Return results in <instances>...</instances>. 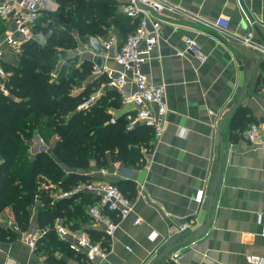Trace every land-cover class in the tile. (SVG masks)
Wrapping results in <instances>:
<instances>
[{
	"label": "crops",
	"instance_id": "obj_1",
	"mask_svg": "<svg viewBox=\"0 0 264 264\" xmlns=\"http://www.w3.org/2000/svg\"><path fill=\"white\" fill-rule=\"evenodd\" d=\"M104 1L110 2L113 13L105 28L107 33L100 37L102 47L92 49L80 38L78 30L72 29L78 52L70 59H77L80 65L86 60L94 63L95 57H101L105 72L107 69L120 71L113 56L133 32L134 21L124 13L125 0ZM162 1L177 6L178 10L165 11L161 15L159 43L142 71L150 82L166 87L165 132L159 139L153 135L149 150L143 148L145 163L141 166L110 163L107 168H99L92 163L87 170H77L62 165L67 173L76 171L90 176L89 182H131L138 193L133 201V213L119 222L113 238H105L102 227L92 219L84 226L102 232V240H108L110 247L105 258L90 262L83 254H70L67 249L59 248L54 256L65 264H150L169 242L181 240L203 224L221 150L222 173L206 230L154 264H172L170 257L177 250L181 254L176 264H250L249 255L264 258V147L251 145L243 135L232 140L234 114L224 124L226 115L244 91L240 107L246 108L249 116L256 119L255 123L264 128V52L261 50L264 49V0ZM63 2L65 0H46L48 10L39 25L45 26L44 18L56 16L57 23L62 26ZM64 7L69 10L66 5ZM221 17L228 18V29L217 26ZM15 30L12 23L0 20V67L19 64L20 53L4 43L9 31L15 33L17 40L22 38ZM41 37L43 34L35 33L34 40L44 42L39 40ZM187 37L201 47L204 63L187 50ZM247 38L249 44L245 42ZM111 40L113 49L105 50L104 43ZM79 48L88 50L89 55L81 56ZM94 69L97 71L96 66ZM95 71L93 77L102 74ZM129 79L124 88L127 95L135 91L131 76ZM245 80L246 88L243 87ZM109 90L114 89L105 84L89 98L98 92L106 95ZM117 93L120 106L110 108L116 119L135 109ZM36 134V148L41 150L36 153L47 152L53 156L52 148ZM55 160L60 162L56 157ZM199 189L205 190L201 204L195 201ZM57 190L54 198H66ZM84 192L98 199L95 194ZM37 209L31 210L27 232L32 234L41 231ZM137 218L142 222L136 224ZM9 220H13L11 214L6 211L0 214V226L12 230ZM85 229L75 232L89 236ZM14 233L11 239L0 238V264H47V255L27 245L22 231ZM70 241L68 238L63 243L68 247Z\"/></svg>",
	"mask_w": 264,
	"mask_h": 264
},
{
	"label": "trees",
	"instance_id": "obj_2",
	"mask_svg": "<svg viewBox=\"0 0 264 264\" xmlns=\"http://www.w3.org/2000/svg\"><path fill=\"white\" fill-rule=\"evenodd\" d=\"M63 3L60 18L69 28L58 23L44 28L38 23L34 32L48 35L46 41L24 44L17 67L4 64L10 73L4 83L9 94L0 92V214L4 211L11 214L20 230L27 232L31 210L38 206V226L45 234L35 250L47 255V264H65L54 256L59 248L74 253L59 239L55 230L57 221H62L70 230L83 231L91 219L88 211L98 200L87 192L73 193L92 178L76 171L67 173L62 165L77 170H87L92 163L99 168H107L110 163L141 166L145 163L142 150L151 148L153 138V130L146 126L127 130L125 116L114 124L110 122L113 116L110 108L120 106V96L115 90L107 91L89 109H79L109 78L105 71L93 77L95 63L92 61L79 65L77 59L62 62L59 57L75 48L72 29L78 30L80 38L92 49L99 50L100 37L107 33L105 28L109 26L113 9L104 0H65ZM49 17L44 18V23ZM133 23L134 31L137 22ZM80 86L83 89L74 92ZM233 114L232 140L256 121L240 106ZM35 132L46 144L52 138L57 139L52 146L54 157L47 152L32 157L29 143ZM43 179L62 193L72 195L54 198L49 189L40 187ZM113 184L129 200L136 199L135 184L125 181ZM103 212L117 220L115 213L107 208L103 207ZM85 231L94 243L109 249L108 240H102V232ZM14 234L13 230L0 226L1 239H11Z\"/></svg>",
	"mask_w": 264,
	"mask_h": 264
},
{
	"label": "built area",
	"instance_id": "obj_3",
	"mask_svg": "<svg viewBox=\"0 0 264 264\" xmlns=\"http://www.w3.org/2000/svg\"><path fill=\"white\" fill-rule=\"evenodd\" d=\"M47 10L46 0H0V20L12 23L15 26V32L22 37L17 40L15 33L9 31L5 35L4 43L15 52L21 53L24 44L34 40V28ZM123 10L127 17L137 22V28L115 51L113 58L121 70L107 69L109 82L106 87L119 92L125 103H131L135 107L133 113L125 116L127 130L131 131L140 125L146 126L151 128L154 137L159 139L164 134L167 123L166 87L164 84L150 82L142 71V66L148 62L150 54L159 43L162 27L161 15L165 11H176L178 7L162 0H125ZM229 24L230 22L226 17H221L217 21V26L222 29H228ZM245 42L249 44L250 39H245ZM185 43L187 50L191 51L201 63H204L205 56L199 44L189 37L185 38ZM104 49L112 50L113 41L105 42ZM261 50L264 52V49ZM95 73L100 74L102 71L97 70ZM129 76H131L135 91L127 95L124 93V88L130 82ZM8 77L9 74L3 67H0V92L6 96L9 92L4 83ZM103 96L104 94L98 92L82 103L79 109H89ZM153 106L155 110L152 109ZM116 121V117H112L110 120L112 124ZM242 135L251 145L264 147V128L260 124H251ZM84 191L95 194L99 199L96 205L90 207L88 215L95 224L102 227L105 238H113L119 222L133 213L134 202L125 197L119 188L110 182L83 183L73 193ZM204 194V189L197 191L195 201L198 204L203 202ZM70 195L72 193L62 194L63 197ZM103 207L115 213L117 220L103 212ZM59 221L55 228L57 235L61 241H67L68 238H71L68 245L73 252L83 254L90 262L107 256L108 249L101 247L100 243H94L86 234L70 230ZM141 222L140 218L135 220L136 224ZM8 226L15 232L21 231L14 220H9ZM22 233H24L25 243L35 249L38 240L45 234V231L41 230L39 234ZM262 234L264 235V226ZM180 254V250L172 253L170 257L172 264L177 263ZM247 260L250 264H264V258L259 255H249Z\"/></svg>",
	"mask_w": 264,
	"mask_h": 264
},
{
	"label": "water",
	"instance_id": "obj_4",
	"mask_svg": "<svg viewBox=\"0 0 264 264\" xmlns=\"http://www.w3.org/2000/svg\"><path fill=\"white\" fill-rule=\"evenodd\" d=\"M93 61L95 63V66H96L97 70L104 71V60L101 57H95ZM248 73H250V71ZM243 87L246 88V80L244 82ZM244 97H245V92L243 91L241 93V95H240L237 103L234 105V107L226 115V117L224 119V124L227 122L228 118L240 106V104H241L242 100L244 99ZM222 154H223V152L221 150V158H220V161L218 163L217 172H216V175L214 177V180H213V183H212V187H211V190H210V194H209V198H208V205H207V208H206V217H205V220H204L203 224L200 227H198L196 230L191 231L190 233L185 234V236L181 240H173V241L169 242V244H167L161 250V252L151 261L150 264H154L158 260L162 259L163 257L166 256V254L168 252L173 251V250H176L178 247H181V246H184L185 244L190 243L192 240H194L195 238L199 237L206 230L207 224L209 222V213H210L211 207L213 205L214 198H215V193L217 191L218 184H219L220 178H221L222 167H223ZM183 224H186V222L183 223Z\"/></svg>",
	"mask_w": 264,
	"mask_h": 264
},
{
	"label": "rangeland",
	"instance_id": "obj_5",
	"mask_svg": "<svg viewBox=\"0 0 264 264\" xmlns=\"http://www.w3.org/2000/svg\"><path fill=\"white\" fill-rule=\"evenodd\" d=\"M49 19H50V20H47V22H45V26H44V28H49L52 24L57 23V22L59 21V18H57L56 16H51ZM48 26H49V27H48ZM62 26L66 27V28H69V25H68V24H65V23H62ZM47 37H48V35H43V37L39 38V40L45 42L46 39H47ZM74 38H75V36H74ZM75 40H76V39H75ZM77 45H78V44L75 43V47H77ZM79 50H80V53L82 54L81 56H83V57H85V56L88 54V52H89V51L86 50V49H80V48H79ZM75 52H78V50H76V48H73V49H70V50H66V51H64V55L60 56L59 58H62V62H63L64 59L72 58V57L74 56ZM99 52H101V50H100ZM88 55H89V54H88ZM90 56H91V55H90ZM60 61H61V60H60ZM71 64H72V63H71ZM61 65H62V63H60L59 68L61 67ZM80 87H81V86H80ZM78 89H79V88L76 87V88H74V91H75V90H78ZM98 90H99V89H98ZM36 133H37V132H35L34 136L32 137V139L30 140V143H29V144H30V152H31V155H32L33 158L35 157V154H37L36 152L39 150V149L36 148V146L38 147V141L36 142V140H35V135H37ZM56 140H57L56 138H52L51 143H48L47 146H48L49 148H52V146H53V144H54V142H55ZM44 142H45V141H44ZM40 144H41V143H40ZM42 150H43V149H42ZM39 151H41V150H39ZM39 185H40V187H44V188L49 189V190L51 191L52 196H53V194L56 193V191H58L54 184L49 183V182L46 181L45 179H43L42 181H40ZM35 208L37 209L38 206H35Z\"/></svg>",
	"mask_w": 264,
	"mask_h": 264
}]
</instances>
